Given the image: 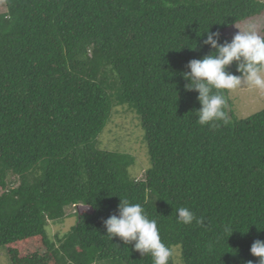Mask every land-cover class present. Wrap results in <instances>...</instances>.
<instances>
[{
  "label": "trees",
  "instance_id": "16d2710c",
  "mask_svg": "<svg viewBox=\"0 0 264 264\" xmlns=\"http://www.w3.org/2000/svg\"><path fill=\"white\" fill-rule=\"evenodd\" d=\"M0 248L11 264H153L111 240L121 199L158 221L184 264H246L264 240V111L201 125L182 73L201 37L264 13L258 0H0ZM195 50L188 47H194ZM227 71L236 72L235 62ZM227 94V93H226ZM227 96V95H226ZM136 113L151 165L102 151L116 106ZM14 177L15 180L9 179ZM19 182L18 186L16 183ZM83 207L52 241L49 222ZM189 208L203 223L183 224ZM230 226L231 232H226ZM173 264V256L169 260Z\"/></svg>",
  "mask_w": 264,
  "mask_h": 264
},
{
  "label": "clouds",
  "instance_id": "9594fccd",
  "mask_svg": "<svg viewBox=\"0 0 264 264\" xmlns=\"http://www.w3.org/2000/svg\"><path fill=\"white\" fill-rule=\"evenodd\" d=\"M203 39V46L210 48V52L201 59H192L186 65L187 71L182 73L186 91L198 93L197 101L201 107L195 110L197 120L201 125L213 124L223 120L227 123L224 111L227 103L226 93L243 85L264 91V36L259 34L255 25H249L238 32L231 41L220 43L221 33L211 32L209 29L198 35ZM194 47H188L195 50ZM235 62L236 72L227 71ZM177 220L183 224H191L193 220L202 224V218H197L187 207L177 210ZM118 214L110 215L102 221L106 235L111 240L119 237L124 245L131 246L143 257L150 254L153 264H169L173 256V249L166 245L160 235L158 221L149 218L143 206L121 199L117 205ZM226 232H231L226 226ZM250 253L259 258V264H264V240H255ZM246 264H253L249 260Z\"/></svg>",
  "mask_w": 264,
  "mask_h": 264
},
{
  "label": "rangeland",
  "instance_id": "374dc122",
  "mask_svg": "<svg viewBox=\"0 0 264 264\" xmlns=\"http://www.w3.org/2000/svg\"><path fill=\"white\" fill-rule=\"evenodd\" d=\"M264 3V0H258ZM5 6H0V13L5 12ZM249 25H255L261 36H264V13L260 16L245 20L232 28L227 29L224 35L232 39L238 32V28L244 30ZM227 99L237 120L249 118L264 111V91L249 88L243 85L235 90L227 92ZM127 106H116L112 118L103 133L98 138L97 148L102 151L126 153L131 155L135 162L132 174L135 178L142 179L145 171L151 165L148 153V144L145 139V130L136 113L127 110ZM9 179L15 180L14 177ZM18 186L19 182L16 183ZM85 208H68L67 218L59 222L48 223V233L52 241L57 236L62 237L71 231L77 223V213H82ZM173 264H184L182 260L181 246L173 248ZM0 264H11L5 248H0Z\"/></svg>",
  "mask_w": 264,
  "mask_h": 264
}]
</instances>
